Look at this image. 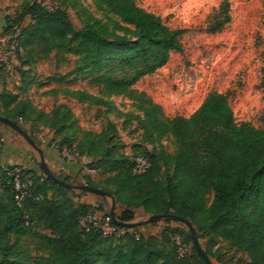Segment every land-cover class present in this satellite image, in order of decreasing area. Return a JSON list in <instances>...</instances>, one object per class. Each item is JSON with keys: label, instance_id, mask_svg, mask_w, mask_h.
Listing matches in <instances>:
<instances>
[{"label": "trees", "instance_id": "trees-1", "mask_svg": "<svg viewBox=\"0 0 264 264\" xmlns=\"http://www.w3.org/2000/svg\"><path fill=\"white\" fill-rule=\"evenodd\" d=\"M96 1L134 27L135 40L110 42L95 24L77 32L65 10H50L39 0L23 9L22 15L7 23L3 31L9 33L19 27L24 55L28 52L33 59H45L55 53L57 61L65 63L67 55L82 56L79 74L88 73L92 87L110 97H124L144 105V117L138 116L136 120L149 145L166 136L174 140V155L135 146V153L144 151L138 157L150 161L149 169L137 175L133 166L138 157L131 160L124 154L123 144L117 146L105 132L87 134L90 167L102 171L107 178L104 182L88 178L86 184L115 198L117 218L124 223L134 222L138 209L145 216L174 214L192 223L204 210L207 195L213 192L209 211L211 237L243 250L250 259L244 264H264V115L262 128L238 123L227 96L213 92L189 117L166 118L158 104L134 87L166 66L172 53L183 52L181 40L185 31L170 28L161 17L140 7L141 0ZM228 9L229 5H224L226 21L231 19ZM26 16L32 22L23 27ZM70 95L80 103L110 105L108 100L84 91ZM0 103L9 110L5 114L0 112V116L17 124L28 108L19 103L17 95L5 91L0 93ZM57 116H52L51 128H57ZM62 122L58 134L77 130L75 115L70 110L62 116ZM28 134L35 140L32 133ZM65 140L63 145L70 143ZM165 162L173 171L162 181ZM26 175L33 179L34 186L23 208L15 203L8 184L11 177L0 187L6 196L5 201L0 199V264H207L198 254L190 232L172 228V221H164L162 233L149 236L139 229L159 222L125 228L128 235L120 239L105 238L98 230L86 232L79 222L87 214L98 212L96 206L81 203L82 195L78 205L70 200L52 201L40 190L62 196L73 192L45 175L36 177L32 171H26ZM61 179L71 183L68 178ZM37 196L40 201L34 200ZM37 227L42 231H36ZM180 233L191 244L193 255H179L175 238L187 245ZM26 237H31L32 243ZM206 253L210 256L209 250Z\"/></svg>", "mask_w": 264, "mask_h": 264}, {"label": "rangeland", "instance_id": "rangeland-1", "mask_svg": "<svg viewBox=\"0 0 264 264\" xmlns=\"http://www.w3.org/2000/svg\"><path fill=\"white\" fill-rule=\"evenodd\" d=\"M39 1L50 10H65L77 32L84 30L89 24H95L102 36L110 42H117L119 39L135 40V28L124 23L108 6L96 0ZM33 2L34 0H0V33L4 31L7 23L18 19L23 9ZM138 4L146 11L161 17L170 28L184 30L185 33L181 40L183 52L172 53L168 64L141 80L134 87L136 91L139 94L146 93L162 108L166 118L189 117L209 94L221 93L227 96L238 123H250L262 128L264 0H141ZM226 4L229 5L230 21H226L223 11ZM31 22L32 18L26 16L23 27ZM66 59L65 63L58 62L55 53L45 59H33L27 52L15 64L12 73L5 69L0 70V93L5 91L17 95L20 104L28 105L18 125L32 133L34 141L41 149L56 151V145L64 147L67 149L66 154L56 151L64 161L83 163L88 168L82 175L83 180L72 179V184L85 185L88 178L104 182L107 178L102 175V171L90 173L92 159L88 156V146L85 145L87 134L107 133L117 146L123 144L121 151L131 160L143 155L144 151L135 153L134 148L137 145L152 152L155 150L156 153L164 151L169 155L175 154L176 147L170 136L157 140L153 145L147 143L146 134L136 120L138 116L144 117V105L124 97H110L104 91L92 87L88 73L81 76L79 74L83 57L67 55ZM75 91H84L106 99L110 105L80 103L70 95ZM68 110L75 115L77 130H66L58 134L63 123L62 116ZM6 111L9 110H5L0 103V112L5 114ZM52 116L58 117L57 128L50 126ZM65 139L70 143L63 145ZM23 147L31 158L30 164L10 162L9 159L14 156L19 157L20 148ZM19 167L32 171L36 177H45L39 167V156L29 143L19 133L0 123V187L10 177V173ZM163 171L160 177L162 181L173 168L165 162ZM40 193L44 196L46 193L52 201L70 200L75 205H78V197L82 195L73 192L62 196L58 192L41 190ZM0 199L6 200L1 190ZM83 199L94 203L99 210L96 213L102 214L111 210V199L95 194H87ZM213 201L214 194L211 192L207 195L204 210L192 220L197 234L201 237V246L205 251H210L209 257L213 264L250 262L243 250L222 239H213L209 234V211ZM115 202L118 213V204L116 200ZM101 205L103 207L99 209ZM136 214L134 222L149 218L142 213V209H138ZM171 226L183 232L189 231L180 223L173 222ZM165 227L164 222H159L158 225L147 226L140 233L146 236L157 232L160 234ZM36 231H42V228L37 227ZM180 234L187 244L184 249L193 255L192 246L187 242L185 234ZM25 240L32 243L31 237H26Z\"/></svg>", "mask_w": 264, "mask_h": 264}, {"label": "built area", "instance_id": "built-area-1", "mask_svg": "<svg viewBox=\"0 0 264 264\" xmlns=\"http://www.w3.org/2000/svg\"><path fill=\"white\" fill-rule=\"evenodd\" d=\"M24 54L25 49L20 42L19 27L14 28L9 33H0V68L12 73L15 64L19 62V59L23 57ZM55 150L63 154L67 152L66 148L57 145L55 146ZM149 167V159L142 156L135 160L133 171L135 174L139 175L145 173ZM26 171L24 167L15 168L10 173L11 179L8 182L13 190L14 200L18 208H23L27 199L31 198V191L34 186L33 179L29 175H26ZM40 199L39 196L34 198L35 201H40ZM79 225L86 232L98 230L105 238L120 239L128 235L125 228L119 227L113 222L110 212L107 215L89 213L80 220ZM135 235L136 238L139 239L140 236L138 234ZM175 240L179 245L178 253L183 257L187 253L184 249L186 245L183 244L179 237H176Z\"/></svg>", "mask_w": 264, "mask_h": 264}, {"label": "water", "instance_id": "water-1", "mask_svg": "<svg viewBox=\"0 0 264 264\" xmlns=\"http://www.w3.org/2000/svg\"><path fill=\"white\" fill-rule=\"evenodd\" d=\"M0 123L7 125L17 133H19L31 146V148L38 154L39 156V167L40 169L44 172L45 176L52 180L54 183L59 185L65 190L75 192L77 195L81 194H95L98 196H101L103 198L111 199L112 200V206L110 210V215L112 217L113 222L122 228L126 229H133L136 227H141L146 224H151V223H157V222H164V221H172L175 223H180L186 226L191 234V237L193 239V244L198 252V254L206 261L207 264H213L212 261L210 260L209 256L207 255L206 251L203 249V247L200 244L199 238L197 236L196 230L193 226V224L180 216L174 215V214H160V215H152L149 216L145 221H137V222H132V223H124L121 222L117 218V213H116V202L115 199L108 194L105 191H102L101 189H97L95 187L89 186L87 184L85 185H74L72 183H68L61 178H59L48 166L44 151L37 145V143L31 138V136L23 129L21 126H19L17 123L13 122L12 120L5 118L3 116H0Z\"/></svg>", "mask_w": 264, "mask_h": 264}, {"label": "crops", "instance_id": "crops-1", "mask_svg": "<svg viewBox=\"0 0 264 264\" xmlns=\"http://www.w3.org/2000/svg\"><path fill=\"white\" fill-rule=\"evenodd\" d=\"M21 154L19 157H13V159H9L10 162L13 163H19L23 165H28L30 164L31 158L26 152L27 150L23 147L20 148ZM43 150V149H42ZM44 151V150H43ZM20 153V152H19ZM45 159L48 164V166L51 168V170L59 177V178H68L71 180H83L82 175L85 173V170H88V168L81 163H72V162H66L64 161L60 155L56 151L52 150H47L44 151ZM32 168V166H31ZM92 172L90 173H95V170L90 169ZM87 194H82L81 198H79L81 203L85 204H91L94 205V203L88 202V201H83V197L86 196ZM87 199V198H86ZM121 211V209H119ZM145 228H140L139 232L144 230Z\"/></svg>", "mask_w": 264, "mask_h": 264}]
</instances>
